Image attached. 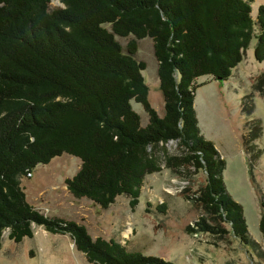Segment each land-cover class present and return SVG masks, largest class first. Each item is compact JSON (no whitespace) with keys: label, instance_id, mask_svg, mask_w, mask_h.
Returning a JSON list of instances; mask_svg holds the SVG:
<instances>
[{"label":"trees","instance_id":"trees-1","mask_svg":"<svg viewBox=\"0 0 264 264\" xmlns=\"http://www.w3.org/2000/svg\"><path fill=\"white\" fill-rule=\"evenodd\" d=\"M50 2L0 0V248L4 231L18 243L33 237L35 224L68 234L92 264H176L113 238H92L84 225L32 205L22 179L65 153L80 161L65 179L69 193L102 208L120 195L134 208L145 177L161 171L162 163L174 172L203 170L205 183L192 197L201 215L186 230L231 233L245 248L256 249L242 206L225 188V160L201 134L194 97L199 77L228 80L253 38L254 59L264 61V4L253 17V0H60L56 7ZM143 38L152 42L162 115L148 99L146 63L135 57ZM131 100L146 112L145 125ZM241 110L251 172L262 154L261 125L252 118L251 99L241 102ZM169 141H176V154L167 151ZM260 206L264 238L262 198ZM165 207L156 209L163 213Z\"/></svg>","mask_w":264,"mask_h":264},{"label":"rangeland","instance_id":"rangeland-1","mask_svg":"<svg viewBox=\"0 0 264 264\" xmlns=\"http://www.w3.org/2000/svg\"><path fill=\"white\" fill-rule=\"evenodd\" d=\"M259 4H264V0H253V17ZM50 6H62V3L51 0ZM118 40L123 45L127 41L119 37ZM255 42L253 38L228 80L221 82L210 76L197 79L194 109L201 134L214 144L225 160L222 173L225 188L242 206L256 249L245 248L231 233L220 237L186 230L187 225L195 227L194 222L201 215L192 197L205 183L203 170L191 168L188 174L182 170L174 172L162 163L161 171L145 177L134 208L129 206L126 195L116 197L107 208H102L69 193L65 179L77 172L80 161L64 153L48 164L37 165L31 177L22 179L27 200L44 214L84 225L92 238H113L129 250L176 264H264V238L258 227L260 199L264 200V79L259 80L264 74V61L254 59ZM135 57L146 63L142 76L149 89L148 99L162 115L163 98L150 38L138 41ZM249 99L254 108L252 118L260 121L258 145L262 150L251 172L242 147L246 117L241 102ZM131 106L140 116L141 125H145L148 117L142 105L131 100ZM166 148L170 154H176V141L167 142ZM161 203L166 206L163 213L156 209ZM32 228L33 237L23 238L18 243L8 239V232L4 231L0 264H92L76 249L68 234H52L35 224Z\"/></svg>","mask_w":264,"mask_h":264},{"label":"built area","instance_id":"built-area-1","mask_svg":"<svg viewBox=\"0 0 264 264\" xmlns=\"http://www.w3.org/2000/svg\"><path fill=\"white\" fill-rule=\"evenodd\" d=\"M28 177H31V174L30 173H28V175H27Z\"/></svg>","mask_w":264,"mask_h":264}]
</instances>
